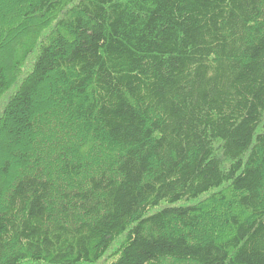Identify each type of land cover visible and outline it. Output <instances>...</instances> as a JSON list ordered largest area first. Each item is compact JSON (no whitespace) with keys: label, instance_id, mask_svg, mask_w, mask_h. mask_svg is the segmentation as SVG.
Here are the masks:
<instances>
[{"label":"trees","instance_id":"1","mask_svg":"<svg viewBox=\"0 0 264 264\" xmlns=\"http://www.w3.org/2000/svg\"><path fill=\"white\" fill-rule=\"evenodd\" d=\"M0 264H264V0H0Z\"/></svg>","mask_w":264,"mask_h":264}]
</instances>
